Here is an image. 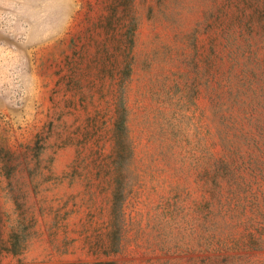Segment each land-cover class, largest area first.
<instances>
[{"label":"rangeland","instance_id":"rangeland-1","mask_svg":"<svg viewBox=\"0 0 264 264\" xmlns=\"http://www.w3.org/2000/svg\"><path fill=\"white\" fill-rule=\"evenodd\" d=\"M0 264H264V0H0Z\"/></svg>","mask_w":264,"mask_h":264}]
</instances>
